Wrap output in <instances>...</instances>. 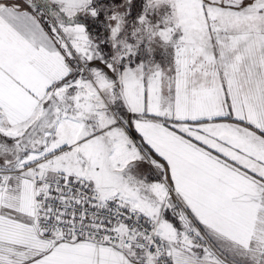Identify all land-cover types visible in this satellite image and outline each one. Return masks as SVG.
<instances>
[{
  "label": "snow or ice",
  "instance_id": "snow-or-ice-1",
  "mask_svg": "<svg viewBox=\"0 0 264 264\" xmlns=\"http://www.w3.org/2000/svg\"><path fill=\"white\" fill-rule=\"evenodd\" d=\"M0 264H264V0H0Z\"/></svg>",
  "mask_w": 264,
  "mask_h": 264
}]
</instances>
